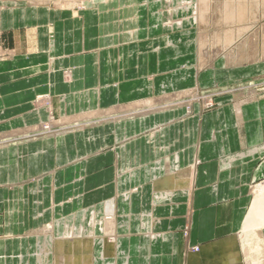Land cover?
I'll use <instances>...</instances> for the list:
<instances>
[{
	"label": "crops",
	"instance_id": "1",
	"mask_svg": "<svg viewBox=\"0 0 264 264\" xmlns=\"http://www.w3.org/2000/svg\"><path fill=\"white\" fill-rule=\"evenodd\" d=\"M181 1L87 0L77 10L0 0V264L245 263L249 184L264 178L260 82L212 110L162 107L180 92L259 79L264 59L204 60L207 31ZM147 100L157 108L144 111ZM99 112L108 115L88 133H28ZM182 170L190 174L181 188L159 187ZM86 208L85 234L76 233ZM69 234L82 248L58 250Z\"/></svg>",
	"mask_w": 264,
	"mask_h": 264
},
{
	"label": "bare ground",
	"instance_id": "2",
	"mask_svg": "<svg viewBox=\"0 0 264 264\" xmlns=\"http://www.w3.org/2000/svg\"><path fill=\"white\" fill-rule=\"evenodd\" d=\"M24 1H28L36 5H48L49 3H51L56 8L71 9L74 7L82 6L87 0H24ZM179 7H183L185 9H191L195 15L194 22H196V24L199 25V27L203 28V30L208 29V27L211 28L214 27L216 29L222 27V29L225 30L222 36L219 37L218 35H215L213 42H211V45L212 48L213 47L215 48L217 47V49L226 48L227 50H229L225 52L226 53L225 56L227 57V62L229 65L231 64L241 65L240 63L244 59L242 58L243 53L241 51L242 50L249 51V49H251L254 46L256 39L259 40L260 42L259 44L263 48L260 57L264 59V0H190V1L182 0L181 3H179ZM256 20L259 21L258 24L255 22ZM199 42H200V54L203 56L204 60L208 61L210 57V51L208 50L207 47L204 48V46L201 44V40ZM222 52L223 51H221V53ZM214 56H218V53L215 52ZM204 64L205 63L202 62L201 66H204ZM197 91L198 90L180 92L174 96L176 99L174 102L168 103L167 106H164L162 108H166V107L170 108L171 106L185 105L186 103H189L191 102V100L194 99L195 92L197 93ZM246 100L247 99H242L241 102ZM154 102L155 100L154 101L147 100V102H143V105L147 106V108H145L144 111L148 112L156 109L157 107L152 106ZM240 107H241L240 105L237 106L236 108L237 112L240 111L241 109ZM85 117L90 118L92 116L89 117L88 115ZM58 126L59 123L53 121L49 125L40 128L29 129L28 133L44 135L45 133L50 132L53 129V127L55 129ZM5 141H1V142H5ZM189 174H190L189 171L186 172V170H182L179 174H177L178 177L175 178L173 176H170L169 178L160 181L159 184L161 186L159 185V187H163V188L168 187L174 189L181 188L182 184L186 182L187 180L186 177H188ZM82 227H84L82 229L83 231L82 233H84L85 226L83 225ZM51 229H52V225H50L47 230L49 231ZM110 229L111 227L106 224L104 228L105 233L107 232L110 233L109 231ZM263 229H264V182L257 185L256 188L254 189L253 203L250 208V212L245 218L243 227L239 233V237H240L239 240L243 245L246 264H264V244H263L262 236L260 234L261 230ZM71 231L73 232V229H71ZM111 235L113 236L116 234L112 232ZM80 237L81 236L78 237L73 235L70 236V234L68 236V238L73 240L80 239ZM73 240H71V242H73L72 245L70 240L68 241L67 239H65L64 241H58L57 242L58 250L62 249L64 251L65 249H69V248L70 249L72 248L71 250L81 249L82 241L81 240L73 241ZM194 251L199 252L200 249L198 250L195 248ZM68 259L67 260L69 262L72 261V263H74L75 261V264H79L78 262H76L79 258L74 260V258L68 257Z\"/></svg>",
	"mask_w": 264,
	"mask_h": 264
},
{
	"label": "rangeland",
	"instance_id": "3",
	"mask_svg": "<svg viewBox=\"0 0 264 264\" xmlns=\"http://www.w3.org/2000/svg\"><path fill=\"white\" fill-rule=\"evenodd\" d=\"M95 1H97V0H94V2ZM90 3H92V2H90ZM50 5L54 6L53 4H50ZM78 9H80V8L77 7V10ZM255 22L257 24L259 23L258 20H256ZM213 28L208 27V29H205L204 31H207V32H203L202 37H201V44L204 46V48H206V47L208 48V50L210 51V57L212 56V53H213L212 57H214L215 52L218 54H222V53L226 54L225 52L229 51L226 48H218V49H217V47L212 48L211 42H213L215 35H218L220 37V36H222L223 32H225V30L222 29V27H219V29H216V28L213 29ZM256 43L258 45L259 50L255 46V48L252 47L251 49H249V51H246L245 49H244L245 51H243V50L241 51L243 53L242 58H244V59L242 60V62L240 64L247 63V62L257 58L258 56H261L263 48L259 44L260 43L259 40L256 39L255 44ZM210 46H211V48H210ZM221 51H223V52L221 53ZM6 53L7 52H5V54ZM0 60H1V57H0ZM261 81H264V75L261 76L259 79L253 78L251 76H245V77H239L237 79L233 78L232 80H228V82H223L222 84L218 83L215 85H211V86L204 88V89L200 88L197 91V93L195 92L194 99L191 100V102L186 103L184 106L190 108L189 105H191L193 102H199L203 105L205 110H212L216 107V99L217 98H219L221 96H227V95L243 94L247 89L251 88L256 82H260V83L257 86H254V88H256V90L259 91L260 93L264 92V83ZM106 115H108V114L104 113V112H99V113H96L93 115L92 114L89 115V117L92 116L90 118L80 115L81 117L77 116L75 118H67V119H65L66 121H63L62 118L57 117L56 119L54 118V121L59 123V126L57 127V129H54V127H53V129L50 132H47L44 135H33V136L31 135V137L35 139V138H40L43 136H54L56 134H60L63 132H75V131L80 130V129H83L85 131L84 133H88L89 131H92L93 125H95V129L101 128V125L104 122V117H106ZM49 121L50 120H47L44 123L49 124ZM91 121H93V123H90ZM87 123H88V125H87ZM1 141H3V140L0 139V142ZM5 145H6L5 143H0V148L5 146ZM262 150H264V148H262ZM115 154H116L115 155V160H116L117 152ZM115 160H114V163L116 164L117 162H115ZM263 162H264V153L259 158V164H262ZM262 182H264V178L261 180H259V179L253 180L249 184V191H250V195L252 197V203H253L254 189L256 188L257 185H259ZM252 203H251V206H252ZM251 206H250V208H251ZM104 207L105 208L103 211V214H104L103 216L105 218L110 219L111 215H113V213H114V209L112 208L110 200L106 201V205ZM250 208H249L247 215L250 212ZM5 209H6L5 207L3 209L0 208V233H1V228L3 227V224L1 223V219L5 220V218H7V212ZM84 214H85V216H84ZM84 214L82 217H80L77 225H75V227H74L75 228L74 231L76 233L82 232V231H80V229L83 228V227H81V226H83V224L85 227L87 226L86 223L88 222V215H90L89 212H87V208H86V212ZM82 219H83V221H82ZM34 226L35 225H32L31 227L28 228V233H32V231L35 229ZM64 231H65V228H64ZM24 233H27V231ZM185 234H186V231H185ZM105 235H106L105 237L107 238V241H109L110 239L113 240L110 233L107 232V233H105ZM1 236H4V235H1ZM83 236H84L83 238H85L86 235H83ZM239 242H240V240H239ZM240 246H242L241 248L243 249V245L241 244V242H240ZM196 249L199 250V248H196ZM193 250H195V248ZM194 252H197V251H194Z\"/></svg>",
	"mask_w": 264,
	"mask_h": 264
}]
</instances>
